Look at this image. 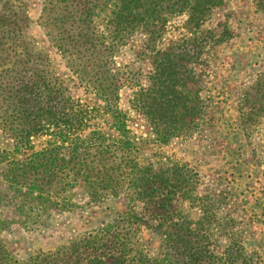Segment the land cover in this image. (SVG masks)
I'll return each instance as SVG.
<instances>
[{"label": "trees", "instance_id": "trees-1", "mask_svg": "<svg viewBox=\"0 0 264 264\" xmlns=\"http://www.w3.org/2000/svg\"><path fill=\"white\" fill-rule=\"evenodd\" d=\"M30 1L0 0V264H255L231 242L219 252L210 247L213 228L205 195L194 194L195 173L143 157L118 106L129 89L127 103L153 141L189 131L204 114L189 86L197 77L190 64L205 45L223 41L229 25L208 20L227 0H39L34 24L57 62L27 31ZM255 5L264 12V0ZM178 16L186 34L162 44ZM134 42L148 64L144 84L140 71L136 77L126 62L116 63ZM248 88L236 117L243 130ZM255 90L264 110V76ZM119 197L123 210L24 260L2 238L13 224L47 226L54 213L79 208L78 200L99 206ZM184 201L196 204L197 218L184 213Z\"/></svg>", "mask_w": 264, "mask_h": 264}, {"label": "rangeland", "instance_id": "rangeland-1", "mask_svg": "<svg viewBox=\"0 0 264 264\" xmlns=\"http://www.w3.org/2000/svg\"><path fill=\"white\" fill-rule=\"evenodd\" d=\"M32 1L27 11L31 21L27 31L57 62L54 49L34 24L39 0ZM255 1L227 0L224 10H215L208 20V26L225 21L229 30L223 34L222 42L205 45L203 54L190 64L197 77L189 86L197 90L204 114L195 119L189 131L165 143L153 141L141 113L137 114L127 103L129 89L121 92L118 106L125 114L126 126L138 136L137 144H142L143 157L155 165L171 162L188 166L195 173L194 194L198 199L205 195L204 218L209 231L213 228L210 247L219 252L231 242L234 251L240 248L251 262L264 264V110L259 108L255 90L258 78L264 76V12ZM183 19L178 16L166 24L162 44L186 34L181 25ZM134 43L129 49H120L123 56H118L116 63L126 62L133 76L137 77L136 70L140 71V82L144 84L148 64L136 56ZM58 68H62L61 63ZM248 86L243 130L236 117L240 103H244L240 91ZM42 139H34V143ZM76 203L79 208L54 213L47 226L26 231L13 224L2 238L21 261L37 250L56 248L69 237L83 234L96 221L124 209L122 197L99 206L84 205L80 200ZM195 205L184 201V213L197 218L200 212ZM2 214L7 216L9 212L3 209ZM216 226H224L229 234L215 231ZM149 243L155 246L157 241L149 238Z\"/></svg>", "mask_w": 264, "mask_h": 264}]
</instances>
